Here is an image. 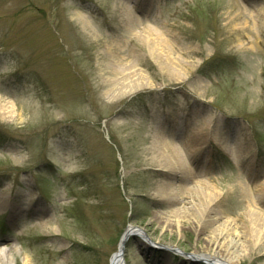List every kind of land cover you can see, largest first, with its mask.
<instances>
[{"label": "rangeland", "instance_id": "obj_1", "mask_svg": "<svg viewBox=\"0 0 264 264\" xmlns=\"http://www.w3.org/2000/svg\"><path fill=\"white\" fill-rule=\"evenodd\" d=\"M132 66L149 85L129 90ZM170 148L190 177L168 170ZM263 185L264 0H0L11 264H110L128 224L151 243L129 237L124 264L226 259L217 226L247 245L233 264H264L248 218L264 217Z\"/></svg>", "mask_w": 264, "mask_h": 264}, {"label": "bare ground", "instance_id": "obj_2", "mask_svg": "<svg viewBox=\"0 0 264 264\" xmlns=\"http://www.w3.org/2000/svg\"><path fill=\"white\" fill-rule=\"evenodd\" d=\"M151 31V30H149ZM153 32V31H152ZM131 74L129 76H126L123 80H124V84L126 85H129L130 88L129 90H133V89H136V88H140L142 86H146V85H149L148 82H142V77L140 76L139 73H141L137 68H135L134 66H132L131 68ZM142 82V83H141ZM123 84V85H124ZM143 84V85H142ZM8 109V110H7ZM7 109H5V113L6 114H10V110H12V106H7ZM168 145V143H166ZM165 149V147H164ZM166 150V149H165ZM170 152L168 151V153H166L168 155V158H169V161L170 163L168 164V170H170V172H174V173H185L184 175L185 176H188L190 177L191 176V173L189 171V169L186 167L187 164L185 161H180V152L179 151H173L172 148L169 149ZM229 153L230 155L233 157V158H237V155L238 154L235 150V147L234 145L232 144L229 148ZM183 176V175H181ZM197 184H200V183H197ZM177 189V188H176ZM174 188H169V190L167 191H164L160 196L162 198H169V199H177L176 196L178 195H182V193L178 192L177 190L174 192ZM183 190V189H182ZM197 191H195L194 189H189V192L190 194H200L201 195V199L200 201H203V200H206L205 203H204V207H208L209 204H211L216 196H212L214 197L213 199H211L210 201H208L206 198L207 194L210 193L209 189H208V186L207 184H204L203 183V188H198L196 189ZM262 190H263V193H264V185L262 187ZM177 196V197H178ZM191 207H195V203L193 202H190V205H187V206H183L179 209V212H182V213H185V212H189ZM207 207L206 208H202L203 211L201 212H198L199 215H204L207 211ZM248 218L250 219V221L252 222L251 224V228L253 230H258V234L255 235V237L252 239V245L254 244V246H261L262 245V249H263V252H264V238L262 237V230H260V224H264L263 222V215H261V213H258L256 211L254 212H250L248 214ZM207 218H209V220H213V221H216V216L213 215L212 217L208 216L207 215ZM211 220V221H212ZM225 223L229 224V226L231 225L229 219H226ZM222 226H217L215 228L216 231H219L220 233H218L223 239L221 241V244H219V247L224 249V256L226 257V259H220V260H213L212 258H208V257H202V256H208V255H197V254H192L196 259L198 257L202 258L204 261H206V263L208 264H233V260L236 259V258H239V256H241L240 254L243 252V254L245 253L244 250H241L240 248H246L247 245L244 244V243H241V241L238 239V233L237 232H234L235 235L232 236L230 238V240H228L227 242V239H229L230 235L226 234L227 236H224L223 237V234L226 233V231L229 229L226 227V229L224 228V230L222 231L219 230V228H221ZM264 229V227H263ZM130 229H128L129 231ZM135 231V230H133ZM264 235V234H263ZM227 243H226V242ZM218 245V244H217ZM13 250L17 251L18 249H14L13 247ZM241 252V253H240ZM13 261V257H12V254L10 253V251L8 249H4V248H0V264H11ZM22 261L24 264H29V261H28V258L27 256H23L22 258ZM112 264H120L118 261H114L113 260V263Z\"/></svg>", "mask_w": 264, "mask_h": 264}, {"label": "water", "instance_id": "obj_3", "mask_svg": "<svg viewBox=\"0 0 264 264\" xmlns=\"http://www.w3.org/2000/svg\"><path fill=\"white\" fill-rule=\"evenodd\" d=\"M128 229H130L128 231ZM135 230V231H133ZM135 235H140L141 237H144L148 242L151 243V241L149 240V238L143 233V231L141 229H138V228H135L134 226L132 225H127L126 229L124 230L122 236L120 237L119 239V242H118V246H117V251L112 255L111 257V260H110V264L113 263V260L114 261H118L120 264H124L123 263V253H124V249H125V243L127 241V239L130 237V236H135ZM156 245V243H153ZM155 248H166L164 246H161V245H156V246H153ZM170 249H173V248H170ZM185 256L189 257L191 260L194 259V260H199V261H204L202 258H195L192 253H184ZM206 262V261H205ZM207 264V263H206Z\"/></svg>", "mask_w": 264, "mask_h": 264}]
</instances>
